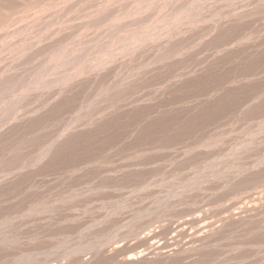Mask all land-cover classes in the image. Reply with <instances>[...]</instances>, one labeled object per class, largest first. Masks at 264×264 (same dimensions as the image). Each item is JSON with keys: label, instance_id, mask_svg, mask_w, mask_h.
Instances as JSON below:
<instances>
[{"label": "rangeland", "instance_id": "1", "mask_svg": "<svg viewBox=\"0 0 264 264\" xmlns=\"http://www.w3.org/2000/svg\"><path fill=\"white\" fill-rule=\"evenodd\" d=\"M41 1L0 0V264H264V0Z\"/></svg>", "mask_w": 264, "mask_h": 264}, {"label": "bare ground", "instance_id": "2", "mask_svg": "<svg viewBox=\"0 0 264 264\" xmlns=\"http://www.w3.org/2000/svg\"><path fill=\"white\" fill-rule=\"evenodd\" d=\"M18 1H19V0H18ZM38 1H39V0H38ZM42 1H44V0H42ZM42 1H41V2H42ZM50 1H51V0H50ZM56 1H57V0H56ZM61 1H62V0H61ZM153 1H154V0H153ZM24 2H25V1H24ZM26 2H27V1H26ZM52 2H53V1H52ZM67 2H68V1H67ZM71 2H72V1H71ZM83 2H84V1H83ZM138 2H140V1H138ZM138 2H137V3H138ZM54 3H55V2H54ZM78 3H79V2H78ZM152 3H154V2H152ZM186 3H188V2H186ZM203 3H204V2H203ZM19 4H20V3H19ZM29 4H30V3H29ZM37 4H39V2H37ZM40 4H41V3H40ZM40 4H39V5H40ZM52 4H53V3H52ZM140 4H142V3H140ZM198 4H199V3H198ZM20 5H21V4H20ZM24 5H25V4H24ZM27 5H28V4H26V6H27ZM31 5L33 6V3H32ZM31 5H29V6H31ZM41 5H42V4H41ZM104 5H105V4H104ZM189 5H191V4L189 3ZM34 6H35V3H34ZM37 6H38V5H37ZM135 6H136V5H135ZM135 6H134V7H135ZM7 7H8V6H7ZM52 7H53V6H52ZM62 7H63V6H62ZM124 7H125V6H124ZM130 7H131V6H130ZM139 7H140V6H139ZM143 7H144V6H143ZM148 7H150V6H148ZM11 8H12V7H11ZM28 8H29V7H28ZM76 8H77V7H76ZM18 9H19V8H18ZM18 9L16 10V7H15L16 13L19 12ZM108 9H109V8H108ZM125 9H126V8H125ZM129 9H130V8H129ZM144 9H145V8H144ZM144 9H141V11L144 10ZM19 10H20V9H19ZM89 10H90V8H89ZM134 10H135V9H134ZM11 11H13V9H12ZM11 11H8V12H11ZM29 11H30V9H29ZM62 12H63V11H62ZM125 12H126V11H125ZM128 12H129V11H128ZM32 13H33V12H32ZM57 13H58V12H57ZM136 13H138V11H136ZM175 13H177V12H175ZM175 13H174V14H175ZM6 14H8V13H6ZM12 14H14V13H12ZM12 14H11V15H12ZM17 14H19V13H17ZM20 14H21V13H20ZM22 14H23V13H22ZM94 14H95V13H94ZM97 14H98V13H97ZM125 14H126V13H125ZM132 14H133V13H132ZM15 15H16V14H15ZM67 15H68V14H67ZM8 16H9V15H8ZM27 16H28V14H27ZM95 16H96V15H95ZM116 16H117V15H115L114 17H116ZM120 16H121V14H120ZM122 16H123V15H122ZM127 16H128V15H127ZM11 17H12V16H11ZM17 17H18V15H17ZM19 17H21V16H19ZM40 17H41V16H40ZM57 17H58V16H57ZM86 17H87V16H86ZM88 17H89V16H88ZM114 17H113V18H114ZM118 17H119V16H118ZM23 18H24V17H23ZM53 18H54V17H53ZM156 18L159 19V18H161V17H156ZM12 19H13V18H12ZM12 19H11V21H14L16 18H15L14 20H12ZM49 19H50V18H49ZM56 19H57V18H56ZM111 19H112V18H111ZM114 19H115V18H114ZM137 19H138V18H137ZM149 19H151V18H149ZM157 19H156V20H157ZM8 20H9V19H8ZM16 20H17V19H16ZM24 20H25V19H24ZM27 20H30V19L28 18ZM27 20H26V21H27ZM79 20H80V19H79ZM83 20H84V19H83ZM109 20H110V19H109ZM109 20L107 21L108 23L110 22ZM162 20H163V19H162ZM0 21H1V20H0ZM18 21H19V20H18ZM50 21H51V20H50ZM55 21H56V20H55ZM60 21H61V20H60ZM117 21H118L117 23H119L120 20L117 19ZM121 21H122V20H121ZM136 21H137V20H136ZM148 21H149V20H148ZM157 21H158V20H157ZM157 21H156V22H157ZM160 21H161V20H160ZM160 21H159V22H160ZM170 21H171V20H170ZM173 21H174V20H173ZM8 22H9V21H8ZM68 22H69V21H68ZM84 22H85V21H84ZM93 22L95 23V21H93ZM189 22H190V21H189ZM1 23H3V20L1 21ZM4 23H5V22H4ZM4 23H3V25H4ZM16 23H17V22H16ZM29 23H31V21H30ZM29 23H28V24H29ZM34 23H35V22H34ZM112 23H113V21H112ZM161 23L164 24V23H166V22H161ZM181 23H182V22H181ZM191 23H192V21H191ZM21 24H22V22H21ZM23 24H24V22H23ZM26 24H27V23H26ZM75 24H76V23H75ZM80 24H81V23H80ZM159 24H160V23H159ZM170 24H171V23H170ZM176 24H178V23H176ZM185 24H186V23H185ZM0 25H1V24H0ZM10 25H12V23H11ZM15 25H17V24H15ZM99 25H100V24H99ZM112 25H113V24H112ZM127 25H128V24H127ZM166 25H167V23H166ZM173 25H175V24H173ZM1 26H2V25H1ZM22 26H23V25H22ZM26 26H27V25H26ZM30 26H31V25H30ZM30 26H28V27H30ZM107 26H108V25H107ZM109 26H111V25H109ZM118 26H119V25H118ZM157 26H158V25H157ZM28 27H27V28H28ZM49 27H50V25H49ZM95 27H96V26H95ZM95 27H93V28H95ZM126 27H127V26H126ZM171 27H172V26H171ZM18 28H19V27H18ZM20 28H21V26H20ZM22 28H23V27H22ZM25 28H26V27H25ZM114 28H115V27H114ZM119 28H120V26H119ZM121 28H122V27H121ZM128 28H129V26H128ZM155 28H156V27H155ZM173 28H174V27H173ZM178 28H179V27H178ZM190 28H191V27H190ZM2 29H3V28H2ZM57 29H58V28H57ZM98 29H100V28H98ZM107 29H108V28H107ZM146 29H147V28H146ZM162 29H163V28H162ZM166 29H167V27H166ZM169 29H170V28H169ZM188 29H189V28H188ZM14 30H15V29H14ZM18 30H19V29H18ZM22 30H24V29H22ZM64 30H65V29H64ZM86 30H87V29H86ZM93 30H94V29H93ZM121 30H122V29H121ZM164 30H165V29H164ZM164 30H163V31H164ZM171 30H172V28H171ZM174 30H175V29H174ZM178 30H179V29H178ZM15 31H16V30H15ZM25 31H27V30H25ZM114 31H115V29L113 30V32H114ZM123 31H124V30H123ZM39 32H41V31H39ZM59 32H60V31H59ZM92 32H93V31H92ZM132 32H133V31H132ZM151 32H152V31H151ZM14 33H19V35H20V32H14ZM21 33H22V32H21ZM94 33H95V32H94ZM110 33H111V32H110ZM139 33H140V32H139ZM166 33H167V32H166ZM169 33H170V32H169ZM45 34H46V33H45ZM60 34H61V33H60ZM78 34H79V33H78ZM124 34H125V33H124ZM127 34H128V33H127ZM134 34H135V33H134ZM153 34H154V33H153ZM16 35H17V34H16ZM21 35H22V34H21ZM25 35H26V34H25ZM28 35H30V34H28ZM110 35H111V34H110ZM110 35H109V37H111ZM120 35H122V34H120ZM120 35H119V36H120ZM138 35H139V36H137V37H139V39H140V36L143 35V33H141V35H140V34H138ZM147 35H149V34H147ZM13 36H14V35H13ZM52 36H53V35H52ZM73 36H74V35H73ZM107 36H108V35H107ZM117 36H118V35H117ZM125 36H126V35H125ZM128 36H129V35H127V38H128ZM149 36H150V35H149ZM152 36H153V35H152ZM171 36H172V35H171ZM175 36H177V35H175ZM26 37H27V36H26ZM86 37H87V36H86ZM114 37H115V36H114ZM121 37H122V36H121ZM129 37H130V36H129ZM132 37H133V36H131V38H132ZM135 37H136V36H135ZM20 38H21V37H20ZM115 38H116V37H115ZM122 38H123V37H122ZM124 38H125V37H124ZM147 38H148V37H147ZM22 39H24V37H23ZM97 39H98V38H97ZM111 39H112V38H111ZM113 39H114V38H113ZM113 39H112V40H113ZM132 39H133V38H132ZM20 40H21V39H20ZM75 40H76V39H75ZM78 40H80V39H78ZM100 40H101V39H100ZM109 40H110V39H109ZM112 40H111V41H112ZM130 40H131V39H129V41H130ZM133 40H134V39H133ZM133 40H132V42L134 43L136 40H134V41H133ZM137 40H138V39H137ZM27 41H29V38H28V40H26V42H27ZM30 41H31V40H30ZM89 41H90V40H89ZM97 41H98V40H97ZM101 41H102V40H101ZM113 41H114V40H113ZM119 41H120V40H119ZM167 41H169V40H167ZM4 42H5V41H4ZM22 42H23V40H22ZM26 42L24 41V43H26ZM91 42H92V41H91ZM93 42H94V39H93ZM126 42H127V40H126ZM126 42H125V43H126ZM130 42H131V41H130ZM130 42H129V43H130ZM150 42H151V41H150ZM5 43H7V41H6ZM18 43H20V42H18ZM65 43H66V42H65ZM65 43H64V45H65ZM67 43H68V41H67ZM70 43H73V41L70 42ZM77 43H78V42H77ZM77 43H76V45H77ZM100 43H101V42H100ZM108 43H109V41H108ZM111 43H112V42H111ZM111 43H109V44L112 45ZM142 43H143V42H142ZM169 43H170V42H169ZM3 44H4V43H3ZM14 44H16V43H14ZM30 44H32V43H30ZM62 44H63V43H62ZM68 44H69V43H68ZM68 44H67V45H68ZM79 44H80V43H78L77 46H79ZM94 44H95V43H94ZM94 44H93V45H94ZM109 44H108V47H107V48H110ZM126 44H127V43H126ZM126 44H125V45H126ZM136 44H138V43H136ZM19 45H20V44H19ZM21 45H22V44H21ZM23 45H24V44H23ZM64 45H63V47H64ZM96 45H97V44H96ZM12 46H13V44H12ZM26 46H27V45H26ZM88 46H89V45H88ZM123 46H124V45H123ZM21 47L23 48V46H21ZM82 47H83V46H82ZM94 47H95V46H94ZM100 47H102V46H100ZM104 47H105V45L103 46V48H104ZM127 47H128V44H127ZM22 48H21V49H22ZM64 48H66V47H64ZM64 48H63V49H64ZM73 48H74V47H73ZM77 48H78V47H77ZM77 48H75V49L77 50ZM84 48H85V47H84ZM114 48H115V47H114ZM121 48H122V47H121ZM1 49H2V48H1ZM12 49H13V48H12ZM18 49H20V48H18ZM24 49H25V48H24ZM82 49H83V48H82ZM86 49H88V48H86ZM104 49H106V48H104ZM112 49H113V48H112ZM125 49H126V48H125ZM22 50H23V49H22ZM49 50H50V49H49ZM49 50H47L46 53H47ZM60 50H61V49H60ZM78 50H80V48H78ZM88 50H89V49H88ZM100 50H102V49H100ZM12 51H13V50H12ZM61 51H62V50H61ZM61 51H60V52H61ZM68 51H70V49H68ZM71 51H72V50H71ZM71 51H70V52H71ZM73 51L75 52L74 49H73ZM80 51H83V50H80ZM104 51H105V50H104ZM104 51H102L103 54H104ZM106 51H107V50H106ZM108 51H109V50H108ZM112 51H113V50H112ZM125 51H126V50H125ZM49 52H50V51H49ZM54 52H55V51H54ZM74 52H73V53H74ZM84 52H86V50H84ZM97 52H98V51H97ZM100 52H101V51H100ZM102 52H101V53H102ZM109 52L111 53V51H109ZM113 52H114V51H113ZM122 52H123V51H122ZM35 53H36V52H35ZM56 53H57V52H56ZM63 53H64V52H63ZM66 53H67V50H66ZM66 53H65V54H66ZM75 53H77V52H75ZM75 53H74V54H75ZM79 53H80V52H79ZM81 53H82V52H81ZM87 53H88V52H87ZM93 53H94V52H93ZM95 53H96V52H95ZM101 53H100V54H101ZM110 53H108V54L110 55V58H111V54H110ZM124 53H125V52H124ZM134 53H135V52H134ZM5 54H6V53H5ZM21 54H22V53H21ZM26 54H27V53H26ZM54 54H55V53H54ZM59 54H60V53H59ZM61 54H62V53H61ZM67 54H68V53H67ZM67 54H66V55H67ZM71 54H72V53H71ZM71 54H70V55H71ZM144 54H145V53H144ZM18 55H19V54H18ZM49 55H50V53H49ZM62 55H64V54H62ZM70 55H69V56H70ZM72 55H73V54H72ZM72 55H71V56H72ZM82 55H83V54H82ZM101 55H102V54H101ZM105 55H106V54H105ZM109 55H108V57H109ZM116 55H117V54H116ZM124 55H125V54H124ZM5 56H7V55H5ZM20 56H21V55H20ZM23 56H24V55H23ZM55 56H56V54H55ZM57 56H58V54H57ZM71 56H70V57H71ZM88 56H89V53H88ZM88 56H87V58H89ZM90 56H91V55H90ZM93 56L96 57V55H93ZM103 56H104V55H103ZM106 56H107V55H106ZM14 57H15V56H14ZM16 57H18V56H16ZM61 57H62V56H61ZM70 57H69V58H70ZM72 57H73V56H72ZM72 57H71V58H72ZM74 57H75V56H74ZM74 57H73V58H74ZM79 57H80V56H79ZM91 57H92V56H91ZM95 57H93V58H95ZM98 57H99V55H98ZM23 58H24V57H23ZM48 58H49V57H48ZM55 58H57V57H54V59H55ZM65 58L68 59V55H67V57L65 56ZM80 58H81V57H80ZM80 58H79V59H80ZM84 58H85V57H84ZM104 58H106V57L104 56ZM114 58H115V57H114ZM114 58H113V59H114ZM125 58H126V57H125ZM129 58H130V57H129ZM131 58H132V57H131ZM57 59H58V58H57ZM59 59H60V58H59ZM66 59H65V60H66ZM77 59H78V57H77ZM90 59H91V58H90ZM95 59H96V58H95ZM101 59H103V57H102ZM106 59H107V58H106ZM111 59H112V58H111ZM111 59H110V60H111ZM117 59H118V58H117ZM7 60H8V59H7ZM55 60H56V59H55ZM62 60H63V59H62ZM65 60L62 61V63L65 62ZM86 60H87V59H86ZM110 60H109V61H110ZM25 61H26V60H25ZM67 61H68V60H67ZM67 61H66V63H68ZM72 61H73L72 59L69 60V62H71V63H72ZM79 61H81V60H79ZM94 61H95V60H94ZM94 61H93V63H94ZM107 61H108V60H107ZM162 61H163V60H162ZM4 62H5V61H4ZM48 62H49V61H48ZM48 62L46 61L45 65H46ZM50 62H51V61H50ZM59 62H61V60H60ZM105 62H106V61H105ZM43 63H44V62H43ZM51 63H52V62H51ZM54 63L56 64L57 62H54ZM95 63H96V62H95ZM101 63H102V62H101ZM106 63H107V62H106ZM63 64H64V63H63ZM69 64H70V63H69ZM72 64H73V63H72ZM15 65H17V64H15ZM45 65H43V66H45ZM58 65H60V64H57V67H58ZM61 65H62V64H61ZM92 65H93V64H92ZM95 65H96V64H95ZM104 65H105V64H104ZM138 65H139V64H138ZM43 66H42V67H43ZM49 66H50V65H48V67H49ZM66 66H68V65H66ZM70 66H71V65H70ZM105 66H106V65H105ZM17 67H18V66H17ZM21 67H22V66H21ZM50 67H51V66H50ZM52 67H53V65H52ZM54 67H55V66H54ZM62 67H63V65H62ZM72 67H73V66H72ZM79 67H80V66H79ZM32 68H33V67H32ZM43 68H44V67H43ZM46 68H47V67H46ZM59 68H60V66H59ZM65 68H66V67H64V69H65ZM102 68H103V67H102ZM168 68H169V67H168ZM8 69H9V68H8ZM48 69H49V68H48ZM52 69H53V68H52ZM52 69H51V70H52ZM55 69H56V68H55ZM60 69H61V68H60ZM78 69H79V68H78ZM80 69H81V68H80ZM35 70H36V69H35ZM38 70H39V69H38ZM41 70H42V68H41ZM41 70H39V71H41ZM44 70H45V72H46V69H45V68H44ZM56 70H57V69H56ZM56 70H55V71H56ZM58 70H59V69H58ZM62 70H63V69H62ZM62 70H61V71H62ZM67 70H68V69H67ZM17 71H18V70H17ZM64 71H65V70H64ZM69 71H70V70H69ZM106 71H107V70H106ZM182 71H183V70H182ZM27 72H28V71H27ZM58 72H59V71H58ZM58 72H57V73H58ZM62 72H63V71H62ZM62 72H59V73H62ZM67 72H68V71H67ZM67 72H64V73H67ZM71 72H72V71H71ZM47 73H48V70H47ZM47 73H46V75H47ZM49 73H50V72H49ZM49 73H48V74H49ZM59 73H58V74H59ZM68 73H69V75H70V72H68ZM37 74H38V73H37ZM43 74H45V73H43ZM51 74H52V72H51ZM53 74H54V72H53ZM0 75H1V74H0ZM3 75H4V73H3ZM12 75H15V74L13 73ZM17 75H18V74H17ZM59 75H60V74H59ZM59 75H58V77H61V76H59ZM62 75H63V74H62ZM94 75H96V74H94ZM133 75H134V74H133ZM1 76H2V75H1ZM43 76H44V78H46V80L44 79V82H45V81L48 82L47 77H45V75H43ZM48 76H49V75H48ZM50 76H51V75H50ZM65 76H66V75H65ZM62 77L64 78V76H62ZM62 77H61V79H62ZM125 77H126V76H125ZM23 78H24V77H23ZM32 78H33V76H32ZM40 78H41V77H40ZM54 78H55V77H54ZM24 79H25V78H24ZM30 79H31V77H30ZM30 79H29V80H30ZM33 79H35V78H33ZM48 79H49V77H48ZM57 79H58V78H57ZM65 79H66V78H65ZM109 79H110V78H109ZM173 79H174V78H173ZM31 80H32V79H31ZM38 80H40V79H38ZM59 80H60V79H59ZM63 80H64V79H63ZM180 80H181V79H180ZM26 81H27V80H26ZM26 81H23V82H26ZM32 81H33V80H32ZM49 81H50V80H49ZM54 81H55V80H54ZM84 81H85V80H84ZM23 82H21V83H22L24 86H26V83L24 84ZM60 82H61V81H60ZM94 82H95V81H94ZM121 82H122V80H121ZM30 83H32V82H30ZM37 83H38V82H37ZM51 83H52V82H51ZM28 84H29V83H28ZM35 84H36V83H35ZM35 84H34V85H35ZM43 84H44V83H43ZM11 85H12V84H11ZM18 85H19V83H18ZM20 85H21V84H20ZM20 85H19V86H20ZM23 85H22V86H23ZM38 85H42V84H38ZM52 85H53V84H52ZM14 86H15V83H14L13 87H14ZM24 86H23V87H24ZM27 86H28V85H27ZM29 86H30V85H29ZM29 86H28V88H29ZM36 86H37V85H36ZM98 86H99V85H98ZM110 86H111V85H110ZM13 87H12V88H13ZM16 87H17V86H16ZM30 87H31V86H30ZM33 87H34V86H33ZM39 87H40V86H39ZM5 88H6V87H5ZM14 88H15V87H14ZM112 88H113V87H112ZM0 89H1V88H0ZM6 89H7V88H6ZM6 89H5V90H6ZM18 89H19V87H18ZM21 89H22V88H21ZM1 90H2V89H1ZM30 90H32V89L30 88ZM102 90H103V89H102ZM8 91H9V90H8ZM10 91H12V89H10ZM16 91H17V90H16ZM19 91H21V90H19ZM2 92H3V91H2ZM58 92H59V90H58ZM108 92H109V91H108ZM7 93H8V92H7ZM8 94H9V93H8ZM17 94H18V91H17ZM85 94H86V93H85ZM97 95H98V94H97ZM103 95H104V94H103ZM10 96H11V95H10ZM19 96H20V95H19ZM84 96H85V95H84ZM104 96H105V95H104ZM86 97H87V96H86ZM86 97H85V98H86ZM99 97H100V96H99ZM111 98H112V97H111ZM1 99H2V98H1ZM1 99H0V100H1ZM10 99H11V98H10ZM54 99H55V98H54ZM91 99H92V98H91ZM96 99H97V98H96ZM50 100H51V99H50ZM68 100H69V99H68ZM116 100H117V99H116ZM217 100H218V99H217ZM89 101H90V100H89ZM6 102H7V101H6ZM116 103H117V102H116ZM219 104H220V103H219ZM6 108H7V107H6ZM12 108H13V107H12ZM12 108H11V109H12ZM16 108H17V107H16ZM119 109H120V108H119ZM132 111H133V110H132ZM71 124H72V123H71ZM123 124H124V123H123ZM260 124H261V123H260ZM120 125H121V124H120ZM5 126H6V125H5ZM67 126H68V125H67ZM71 145H72V144H71ZM0 161H1V160H0ZM3 161H4V160H3ZM15 168H16V167H15ZM16 169H17V168H16ZM2 171H3V170H2ZM178 188H179V187H178ZM168 189H169V188H168ZM171 189H172V188H171ZM176 189H177V188H176ZM139 190H140V189H139ZM69 192H70V191H69ZM70 199H71V198H70ZM63 200H65V199H63ZM41 201H42V200H41ZM48 202H49V201H48ZM43 203H44V202H43ZM40 204H41V203H40ZM118 204H119V203H118ZM114 205H115V204H114ZM32 206H33V205H32ZM47 206H48V205H47ZM33 207H34V206H33ZM40 207H41V206H40ZM44 207H45V206H44ZM37 209H38V208H37ZM156 210H157V209H156ZM43 211H44V210H43ZM46 212H47V211H46ZM28 213H29V212H28ZM6 219H7V218H6ZM8 220H9V219H8ZM11 220H12V219H11ZM0 227H1V226H0ZM2 227H3V226H2ZM4 229H5V228H4ZM68 234H69V233H68ZM0 235H1V234H0ZM6 235H7V234H6ZM102 236H103V235H102ZM105 236H106V235H105ZM100 237H101V236H100ZM110 237H111V236H110ZM13 239H14V238H13ZM68 239H69V238H68ZM68 239H67V240H68ZM101 239H102V238H101ZM109 240H110V239H109ZM2 241H3V240H2ZM64 241H65V240H64ZM101 241H102V240H101ZM58 242H59V241H58ZM7 243H8V242H7ZM98 243H99V242H98ZM115 243H116V242H115ZM13 244H14V243H13ZM94 244H95V243H94ZM86 245H87V244H86ZM103 245H104V244H103ZM105 245H106V244H105ZM8 247H9V246H8ZM10 247H11V246H10ZM62 247H63V246H62ZM88 247H89V246H88ZM101 247H102V246H101ZM51 248H52V247H51ZM82 248H83V247H82ZM68 250H69V249H68ZM32 252H33V251H32ZM48 252H49V251H48ZM52 252H53V251H52ZM39 253H40V252H39ZM39 253H38V255H39ZM59 253H60V252H59ZM67 253H68V252H67ZM82 254H83V253H82ZM46 255H47V254H46ZM62 255H63V254H62ZM30 256H31V255H30ZM27 258H28V257H27ZM30 259H31V258H30ZM28 260H29V258H28ZM33 260H34V259H33Z\"/></svg>", "mask_w": 264, "mask_h": 264}]
</instances>
